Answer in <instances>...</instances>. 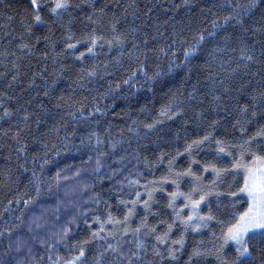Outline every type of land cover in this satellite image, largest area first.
I'll return each instance as SVG.
<instances>
[{
  "label": "trees",
  "instance_id": "1",
  "mask_svg": "<svg viewBox=\"0 0 264 264\" xmlns=\"http://www.w3.org/2000/svg\"><path fill=\"white\" fill-rule=\"evenodd\" d=\"M54 3L0 0V264H229L264 0Z\"/></svg>",
  "mask_w": 264,
  "mask_h": 264
},
{
  "label": "snow or ice",
  "instance_id": "2",
  "mask_svg": "<svg viewBox=\"0 0 264 264\" xmlns=\"http://www.w3.org/2000/svg\"><path fill=\"white\" fill-rule=\"evenodd\" d=\"M31 3L34 9H38L37 0H31ZM65 7H67V0H55L50 10L55 13L57 9ZM35 19L37 21L41 19L38 11ZM93 42H95L94 39ZM88 51H91V48ZM258 135H264V133H258ZM232 167L244 169L243 184L239 187L238 192L246 194L248 206L245 211L235 217V222L230 224L227 231L224 232L223 242L226 245L231 241L234 245L235 255L229 261V264H254L250 244L252 242H264V156L253 155L251 163L233 164ZM172 195L174 196L175 193ZM231 195L235 196L236 193H231ZM203 199L204 195H201L200 200ZM199 202V200L193 201V205L195 206ZM191 218L190 215L188 219L191 220ZM222 250L223 245L218 251ZM81 254H83V250H81ZM169 255H171V252ZM199 255V252L193 251L189 256V260L193 256Z\"/></svg>",
  "mask_w": 264,
  "mask_h": 264
},
{
  "label": "rangeland",
  "instance_id": "3",
  "mask_svg": "<svg viewBox=\"0 0 264 264\" xmlns=\"http://www.w3.org/2000/svg\"><path fill=\"white\" fill-rule=\"evenodd\" d=\"M229 242H231V241H229ZM232 243V242H231ZM233 244V243H232Z\"/></svg>",
  "mask_w": 264,
  "mask_h": 264
}]
</instances>
